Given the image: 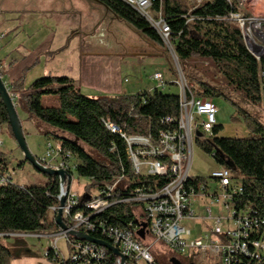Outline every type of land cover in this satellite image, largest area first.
<instances>
[{
  "label": "trees",
  "instance_id": "trees-1",
  "mask_svg": "<svg viewBox=\"0 0 264 264\" xmlns=\"http://www.w3.org/2000/svg\"><path fill=\"white\" fill-rule=\"evenodd\" d=\"M120 20L133 27L150 41L162 45L156 32L131 7L121 0H99ZM158 8L161 0H151ZM166 18L173 33V45L178 61L185 66L193 60H204L220 75L223 84L241 94L252 104L264 102V58L257 59L248 50L240 27L228 19L231 11L226 0H209L191 9L186 0H163ZM188 18L192 21L188 22ZM3 77V75L1 76ZM15 95L14 104L27 114L28 121L43 125L46 142L60 143L65 152L76 160V174L90 181L87 190L101 189L113 184L123 175L132 187L153 184L157 178L135 177L127 156V145L119 134L112 133L106 123L118 126L128 135L153 136L173 128L168 119L177 120L178 95L164 89L140 92L136 95H109L91 98L74 81L65 76H45L28 87L22 79L9 84ZM196 97L212 100L223 94L206 83L193 85ZM55 98L53 105H45V97ZM249 131L243 138L221 137L217 124L214 136L196 141L219 166H225L243 178L250 201L264 209V126L245 110L238 108ZM9 126V119L0 98V127ZM11 136H13L11 132ZM40 158V157H39ZM38 158V159H39ZM25 161L20 162L23 167ZM9 174L6 154L0 151V174ZM45 176V175H44ZM43 185L20 186L13 179L0 185V237L12 234L51 235L59 227L50 217V208L59 203L60 182L57 177L45 176ZM88 192V191H87ZM104 221L125 227L133 221L131 206L111 208ZM105 241V237L93 235ZM140 242L142 238L139 237ZM103 264H117L118 258L106 251ZM48 259H53L49 253ZM14 259L9 247L0 243V264Z\"/></svg>",
  "mask_w": 264,
  "mask_h": 264
},
{
  "label": "built area",
  "instance_id": "built-area-1",
  "mask_svg": "<svg viewBox=\"0 0 264 264\" xmlns=\"http://www.w3.org/2000/svg\"><path fill=\"white\" fill-rule=\"evenodd\" d=\"M121 1L149 24L175 59L178 79L174 84L179 88V115L176 121L167 120L175 125L162 131L156 139L152 135H128L118 126L106 123L112 133L119 134L125 141L133 176L157 178V181L132 187L121 175L113 184L84 194L88 199L71 190L77 168L72 153L65 152L60 143L46 142L45 153L38 159L39 163L71 175L70 189L62 208V221L67 230L58 226L56 234L36 236L51 238L46 257L53 253V261L57 264H103L107 258L105 248L70 235L71 232H82L92 237L94 234L105 237V241L126 259L125 264H158L152 253L153 245L144 244V240L151 237L181 258L199 257L201 264H264V209L261 202L257 204L246 196L243 178L225 166H219L209 179L190 174L196 141L204 136L209 139L214 136L219 110L212 100L196 97L184 77L163 0L158 8L151 0ZM186 1L194 9L209 0ZM226 2L236 9L231 11L228 19L240 27L248 50L257 59L264 58V17L258 19L244 14L250 0ZM185 17L188 22L193 20ZM153 79L160 86H165L161 73L154 74ZM6 86L14 100L15 95L9 85ZM197 133L201 136L198 137ZM11 178L8 173L0 174V185H6ZM65 193L66 188L60 185L59 203L50 208V217L55 222L60 199ZM120 205L131 206L133 221L125 227L104 221L103 216ZM196 207H205L206 218L197 214L199 210ZM214 209H218L221 215H215ZM198 219L208 225L204 229V239H193L192 230L183 226L184 222ZM140 231H144L145 236L142 242L139 240ZM60 240L68 246V257L58 247ZM117 258V264H121Z\"/></svg>",
  "mask_w": 264,
  "mask_h": 264
},
{
  "label": "rangeland",
  "instance_id": "rangeland-1",
  "mask_svg": "<svg viewBox=\"0 0 264 264\" xmlns=\"http://www.w3.org/2000/svg\"><path fill=\"white\" fill-rule=\"evenodd\" d=\"M31 2L33 5L41 7L39 10L41 12L37 14L39 16H37L38 21L28 23L24 21V15H20L21 17L18 18L20 28L13 35L11 33L7 36L5 35L6 28L4 21L10 15H4L3 19L0 16V37H2L0 39L1 60L10 55L12 50L20 47L29 48L39 45L43 41V36L55 34L56 39L61 41L60 43L67 53L65 57L68 58L69 64L74 58L75 50L100 54L108 52L110 60L117 65L119 64L121 68V80H127L124 86L130 89V94L136 95L140 92L153 89L156 86L153 76L157 72L161 73L167 82L165 83L166 88L163 91L174 95L179 94V88L174 84L178 79L175 66L176 61L171 57L168 50L164 46L150 41L140 32L131 28L130 25L117 20L116 16L112 13H107L106 15L104 8L101 6L95 4L84 5L83 10L84 8L86 9L84 10L85 14L81 15L80 12L75 10V8L80 9V0H31ZM55 10L59 11L63 16L61 19H65V22L67 21L68 24L72 25V35H75V37L71 40L66 39L65 32L67 30L65 28L60 30L58 28L54 29L52 22L49 21L48 14L46 13L58 14ZM243 12L247 16H253L258 19L263 18L264 0H250ZM2 24H4V27H2ZM86 35H88L87 39H85ZM1 67L3 66L1 65ZM180 67L184 77L191 86H197L199 82H203L217 88L223 94L221 97L213 99L214 105L219 110L217 124L222 127L221 137L243 138L249 134L245 120L237 114L238 108L245 110L264 126V102L258 105L252 104L241 94L232 92L226 88L222 77L217 75L215 69L208 62L193 60L186 63L185 66L180 64ZM42 70L43 68H35L29 75L28 80L34 82L47 76L42 75ZM2 75L3 77L1 78L5 84L9 85L10 83H7L4 79L3 68L0 71V76ZM43 103L45 105H53L55 98L53 96L45 97ZM36 126L32 124L31 133L26 132V141L31 153L39 158L45 153L46 139L42 133L44 126L38 123ZM208 139L204 136L200 140L204 142ZM0 143V151L6 154L8 160L9 175L16 184L20 186H33L46 183V177L36 171L29 163H25L23 167L19 166V163L24 161V156L6 125L0 127ZM218 168L219 165L213 156L196 143L193 149L190 174L194 177L209 179ZM88 185H90L89 180L80 178L74 173L72 191L85 197L84 194H87V191H95V188L87 190ZM206 204L209 205V202L206 201ZM196 208L199 210L197 214L201 218H206L205 207ZM214 211L215 215H221L218 209H214ZM183 226L192 230L193 239H204L203 229L207 227L204 221L198 219L194 222H184ZM36 236L12 234L8 236L9 239L3 236L0 237V243L9 247L13 253L14 259L11 264H57L46 257L51 238L45 236L38 238ZM144 244L153 245L152 253L158 264H172L171 260L173 258L187 264H201L199 257L189 256L188 259L187 257L181 258V256L172 252L165 244L153 241L152 237L144 240ZM58 247L66 257L69 256L68 246L65 241L60 240Z\"/></svg>",
  "mask_w": 264,
  "mask_h": 264
},
{
  "label": "crops",
  "instance_id": "crops-1",
  "mask_svg": "<svg viewBox=\"0 0 264 264\" xmlns=\"http://www.w3.org/2000/svg\"><path fill=\"white\" fill-rule=\"evenodd\" d=\"M87 4L89 3L86 0H80V9L75 8V10L80 12L81 15H84V10L86 9L84 8L83 10V7L84 5L87 6ZM40 8L41 7L35 4L33 5L31 0H0V12L2 11L0 16H2L3 19L4 15H10V17H6V20L4 19L5 21L3 20L6 28L5 35L7 36L9 33L13 35L18 31L20 28V23H18V18L21 17L20 15H24L25 22L30 23L38 21L37 14L41 12L39 11ZM5 11H7V13L4 14ZM55 12H58V14L46 13L48 14L49 21L52 22L54 29L58 28L60 30L65 28L67 30L65 32V37L71 40L75 37V35H72V25L68 24L67 21L65 22V19H61L63 16L59 11L55 10ZM4 24H2V27H4ZM87 38L88 35L85 36V39ZM59 40L61 39L59 38ZM60 42L61 41L56 39L55 34H48L43 36V41L40 42L39 45L29 48L20 47L16 50H12L11 54L7 55L4 60L0 59V64L3 66V72L5 74V81L7 83H13L23 78L25 86L28 87L33 83L32 80H28L29 75L35 68L39 67L43 68L42 75L65 76L72 79L81 91L91 98L121 94L134 95L130 94L131 92L128 87L124 86L127 80H121V68L119 64L117 65L110 60V54L108 52L100 54L75 50L74 58L69 64L68 58L65 57L67 53L64 51ZM154 82L156 86L151 90L166 88V86L162 87L156 81ZM165 83L167 82L164 80V84ZM55 102L57 103V101ZM18 115L26 136V132L31 133L32 124L36 126L37 123L35 121H28L27 114L22 109L18 108ZM207 227L204 229L206 230ZM204 229L203 231H205Z\"/></svg>",
  "mask_w": 264,
  "mask_h": 264
},
{
  "label": "water",
  "instance_id": "water-1",
  "mask_svg": "<svg viewBox=\"0 0 264 264\" xmlns=\"http://www.w3.org/2000/svg\"><path fill=\"white\" fill-rule=\"evenodd\" d=\"M86 1L89 4H95V5L103 7L106 14L111 13L110 10L106 6H104L99 0H86ZM116 18L119 19L117 16H116ZM0 98L3 102L4 108L7 111L8 119H9V126H10L11 132L13 134V137L16 140L18 146L20 147V149L23 153L24 161L29 163L36 171H38L42 175L59 178L60 185L62 187L66 188V193L63 194L61 199H60V210H59L58 215L56 217V223L63 230H67L66 225L62 221V208L64 207V205L66 203L67 194H68V191L70 189L71 175L68 174L67 172L63 171V170L56 171V170L44 167L43 165H41L39 163L38 158L35 157L31 153V151L28 147L27 141H26V136H25V133L23 130V126H22L20 117L18 115V112L16 110V106L14 104L13 98L11 97V95L8 91V88L5 84V82L3 81V79L1 78V76H0ZM197 136L200 137L201 134L197 133ZM88 198L89 197H87V196L84 197V199H88ZM143 227L146 228V225L143 224ZM70 235L72 237L78 239V240L90 242V243L96 244L98 246H101V247L105 248L107 251L111 252L116 257H119L121 260V264L126 263V259L110 243L103 241V240L96 239V238H94L88 234H84L82 232H71ZM139 236L142 239H144L145 238L144 231H140ZM171 263L172 264H182V262L176 258H173L171 260Z\"/></svg>",
  "mask_w": 264,
  "mask_h": 264
},
{
  "label": "flooded vegetation",
  "instance_id": "flooded-vegetation-1",
  "mask_svg": "<svg viewBox=\"0 0 264 264\" xmlns=\"http://www.w3.org/2000/svg\"><path fill=\"white\" fill-rule=\"evenodd\" d=\"M182 262V264H187L186 262H183V261H181Z\"/></svg>",
  "mask_w": 264,
  "mask_h": 264
}]
</instances>
